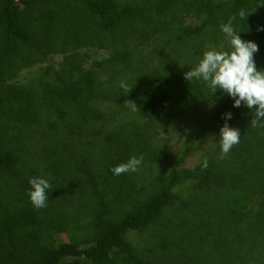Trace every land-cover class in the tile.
I'll return each mask as SVG.
<instances>
[{
  "label": "trees",
  "instance_id": "1",
  "mask_svg": "<svg viewBox=\"0 0 264 264\" xmlns=\"http://www.w3.org/2000/svg\"><path fill=\"white\" fill-rule=\"evenodd\" d=\"M231 17L264 70V0H0V264H264V129L184 79Z\"/></svg>",
  "mask_w": 264,
  "mask_h": 264
},
{
  "label": "clouds",
  "instance_id": "2",
  "mask_svg": "<svg viewBox=\"0 0 264 264\" xmlns=\"http://www.w3.org/2000/svg\"><path fill=\"white\" fill-rule=\"evenodd\" d=\"M253 12L241 9L238 16L245 20ZM234 20L235 17H231L226 23L220 25V30L229 40L231 51L211 47L204 52L198 64L184 74V79L188 82L202 80L206 82L213 95L221 91L233 98L234 108L243 104L249 110H254V118L250 121L251 127L264 129V70H258L254 62V54L258 52V46L254 42L244 41L239 37V33L233 27ZM120 87L126 93L132 89L124 82H121ZM125 103L132 111L139 112V108L133 101ZM224 119L226 121L231 119V113H226ZM240 137L238 128H230L225 123L220 129L221 152L218 159H223L233 146L240 142ZM142 161L143 156H131L126 162L113 167L111 171L117 176L129 172L134 173L139 170ZM207 166L208 161L205 159L202 167L207 168ZM50 179L51 177L29 179L31 190L28 196L35 209L47 206L48 193L52 187Z\"/></svg>",
  "mask_w": 264,
  "mask_h": 264
},
{
  "label": "rangeland",
  "instance_id": "3",
  "mask_svg": "<svg viewBox=\"0 0 264 264\" xmlns=\"http://www.w3.org/2000/svg\"><path fill=\"white\" fill-rule=\"evenodd\" d=\"M35 69H36V67H33V68L29 69V70H25V71H23V72H22V75H21V78H22L23 74H25V72H28V71H34ZM177 131L180 132L179 129H177ZM161 135H162V134H161ZM170 138H171V139H170ZM209 138H210V137H208V139H209ZM169 139L171 140V143H173V145H177V144L180 142V139L178 138V134H176V133H175L174 135L172 134V136L169 137ZM193 161H194V157H192V158H188L184 166H191L192 163H193Z\"/></svg>",
  "mask_w": 264,
  "mask_h": 264
}]
</instances>
